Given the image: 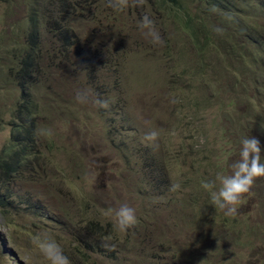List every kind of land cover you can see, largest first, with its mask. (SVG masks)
Returning <instances> with one entry per match:
<instances>
[{"label": "rangeland", "instance_id": "1", "mask_svg": "<svg viewBox=\"0 0 264 264\" xmlns=\"http://www.w3.org/2000/svg\"><path fill=\"white\" fill-rule=\"evenodd\" d=\"M262 125L264 0H0V264H264V178L233 216L202 187Z\"/></svg>", "mask_w": 264, "mask_h": 264}, {"label": "clouds", "instance_id": "2", "mask_svg": "<svg viewBox=\"0 0 264 264\" xmlns=\"http://www.w3.org/2000/svg\"><path fill=\"white\" fill-rule=\"evenodd\" d=\"M135 6H142L144 0H132ZM130 4V0H108V6L116 11H123ZM141 30H146V35L151 37L153 43H161V37L155 28L154 21L144 15L140 21ZM217 31H221L217 29ZM77 101L84 103L87 97L83 93H77ZM102 107L106 102L97 101ZM264 126V125H262ZM156 132H149L146 139L155 140ZM239 156L240 159L232 164L230 175L218 174L215 179L205 181L202 187L209 191L211 205L216 209L223 210L225 216H233L237 213V205L240 200L248 194L255 181L264 178V162H262V152L264 149L258 138L247 136L241 140ZM218 185V187H217ZM180 189L179 184H172L170 191ZM108 213L114 215L115 226L120 231H126L137 224L135 209L128 205H121L118 209H109ZM39 253L49 262V264H71L69 258L64 254L61 245L55 239L47 236H38L33 242Z\"/></svg>", "mask_w": 264, "mask_h": 264}, {"label": "trees", "instance_id": "3", "mask_svg": "<svg viewBox=\"0 0 264 264\" xmlns=\"http://www.w3.org/2000/svg\"><path fill=\"white\" fill-rule=\"evenodd\" d=\"M176 2V0H174ZM27 59L24 62V66L22 68V72L24 74V76L26 77L27 75H29L31 73V71L33 70V62L32 59H30V55L28 57H26ZM31 64V65H30ZM32 66V67H31ZM25 148L23 149L24 152ZM20 153H15V157L19 156ZM3 168L6 172H11V170L14 168L11 163H4ZM14 170V169H13Z\"/></svg>", "mask_w": 264, "mask_h": 264}]
</instances>
